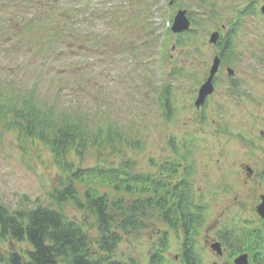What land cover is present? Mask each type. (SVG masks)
<instances>
[{"label": "rangeland", "instance_id": "rangeland-1", "mask_svg": "<svg viewBox=\"0 0 264 264\" xmlns=\"http://www.w3.org/2000/svg\"><path fill=\"white\" fill-rule=\"evenodd\" d=\"M51 1L54 0H17L16 2L19 5V8H15L18 9L16 14L22 18H12L14 23H21L16 33L17 37L11 42L9 39L3 40L4 38L0 36V88H5V85L11 81L7 84L9 92L5 96H20L23 90L27 93L30 86L34 85V96L44 105L48 103L58 112L76 111V115H82L86 124V127L80 131L85 140L81 161L84 167L97 164L116 167L121 162L130 160L135 162L136 172H153V167L147 166V160L153 158L160 163L164 158L171 157V149L168 146L171 136L177 138L178 148L183 137L194 136L195 170L190 177L194 190L202 193L201 203L206 206L204 224L208 226L220 218L221 214L223 216L220 218L221 223L229 224L232 218L242 217L245 209L254 207L256 202L251 192L256 185L242 182V179L231 178L233 180L231 181L223 173L227 175L235 173L234 163L243 160L246 154L249 156L245 161L251 158L259 160V157L263 156L264 143L258 145V138L252 135L248 146H258L253 151H246L248 148L241 145V141L234 136L238 126L228 127L226 124L225 127H228L230 134L225 131L228 136L225 144L233 150L232 154L225 158L228 163L221 169V165L215 162L208 164L209 160L203 157L206 154L208 137L202 136L208 135V131H211L214 123L219 120L214 113L216 107L219 104L224 107L218 102L228 101L232 111L239 114V122L242 120L241 112L245 111L242 103L238 102L237 97L229 94L228 82L220 80L210 101L208 121L204 129L201 125L199 130L192 106L194 83L187 79L170 77L171 70L176 66L191 68L199 79L203 78L212 60L213 49L209 44L204 45L202 42L207 43L209 33L216 26L226 22L232 13L229 6L237 0L208 2V5L215 2L216 8L222 10L219 16L212 19H208L206 11L199 2L193 0H177L179 5L175 2L169 5L167 0H155V3L153 0H148L149 4L146 6L148 11L145 10L144 16L137 19V24L133 27L130 25L132 28L129 32L128 48L124 49L121 45L125 32L115 41L109 34L106 40L110 42V48L104 56L101 52L100 59L99 56L77 51L74 48L77 47L74 40L69 39L70 44L67 45V41L63 38H67L66 25L69 22L62 23V18L60 22H55L53 18L59 16L54 9L55 4ZM66 1H69V17L83 19L87 24L91 21L89 12L94 2H100L97 13L104 12V9L109 10L110 6H113L111 9L116 15L125 20H132L137 16L130 12H137L144 4V0H62L61 3L64 5ZM4 2L5 0H0V15L4 14L5 17L8 7L1 4ZM14 3L12 5H15ZM62 7L60 9H64V6ZM180 8L190 9L200 24L195 39L188 46H176L174 36H170L168 31H165L169 25L170 15H174ZM9 11L12 12V9ZM30 14L34 16L29 18ZM110 18L109 13L104 17L94 16L93 28L90 30H105ZM2 23L0 17V26ZM75 23L77 27L79 26L78 29L83 31V35L90 32L87 24L85 29L83 25L80 29V22ZM148 23L154 28L150 32L153 34L150 35L156 40L153 47L149 48L151 54L139 65L131 48L134 39L135 42L142 44L144 39L149 37V34L146 36L143 32L142 25ZM62 24V33L58 35ZM106 31H109V28ZM239 32L235 48L226 53V60L236 71L235 81L240 83V88L250 95L251 100H256L258 105L261 104V114L254 115L250 123H261L258 119L262 117L264 120V18L249 16ZM52 34L57 36V46H54ZM104 37L105 32L101 34L103 41ZM84 45L83 48L86 49V43ZM188 47L192 49L198 47L200 53L197 57H192L190 53V59L187 61L181 52ZM158 48L162 49V52L159 50L157 54ZM258 48H261L262 54L258 53L256 50ZM34 52L39 56L37 57ZM119 53L125 54L119 55ZM28 54H33L31 60H28L30 58ZM146 63L149 64L150 73L148 77H143ZM79 74L83 80H80ZM60 85L64 86L62 92H58ZM164 86H170L172 91L171 105L174 118L168 123L164 121L157 99L159 91ZM147 91L149 97L146 96ZM238 97L246 98L245 95ZM2 98L3 96L0 102ZM246 108L248 110L247 105ZM258 108L260 109L259 106ZM236 118L237 116L234 119ZM7 119L8 116L0 119V202L11 210L29 209L41 203L51 208H59L67 216H79L73 203L66 201L57 205L59 203L56 204L51 198L53 190L59 187L60 169L54 162L47 143L37 137L32 138L33 140L25 138L14 128H5ZM242 128L245 129L244 126H239V130ZM262 130H264L263 126L257 127L258 132ZM255 132L246 130L243 134L249 136ZM216 143L220 144L221 141L217 140ZM204 162H207V165ZM100 179V176L96 178L91 176L89 180L95 184L92 187L97 193L108 190L110 194L111 189L103 185ZM227 185L232 186L233 189L227 187L229 192L225 194L222 190ZM75 187L78 198H82L87 185L75 182ZM111 194L115 195L114 192ZM239 210L242 211L239 213ZM161 227L160 222H150L147 229L143 228L136 235L121 240L115 250V256L124 264H150V257L154 252L153 246L159 242V236L163 235ZM179 249L180 239L171 232L168 235V248L164 253L162 264H178L179 260L174 256L178 255ZM7 250H21L20 244L4 245L0 242V256H2L0 264H9L6 262ZM204 256L208 261L213 259L207 257L206 252Z\"/></svg>", "mask_w": 264, "mask_h": 264}, {"label": "trees", "instance_id": "trees-1", "mask_svg": "<svg viewBox=\"0 0 264 264\" xmlns=\"http://www.w3.org/2000/svg\"><path fill=\"white\" fill-rule=\"evenodd\" d=\"M61 26L58 35L62 33ZM53 36L56 43L57 36ZM14 98L3 95L0 119L8 116L5 128L47 143L60 169L59 187L51 198L57 205L73 203L79 216H67L61 209L41 203L29 209L11 210L0 202V242L20 244L21 248L6 251L7 263L124 264L115 256L116 248L121 240L147 229L150 222L174 229L179 225L190 234L195 230L193 225L204 222L205 205L196 200L190 184L185 179L174 183L160 175L174 164L152 162L158 171L153 174L136 172L135 162L130 160L116 167H84L81 161L85 140L80 131L86 124L82 115H76V111L58 112L38 101L31 91ZM91 176H100V182L111 189L110 194L108 190L97 193L89 180ZM75 182L87 185L82 198H78ZM165 243V238L160 239L158 248ZM158 248L152 253L150 264L158 263ZM185 256V264H195L189 252Z\"/></svg>", "mask_w": 264, "mask_h": 264}, {"label": "flooded vegetation", "instance_id": "flooded-vegetation-1", "mask_svg": "<svg viewBox=\"0 0 264 264\" xmlns=\"http://www.w3.org/2000/svg\"><path fill=\"white\" fill-rule=\"evenodd\" d=\"M257 7L260 8V4ZM251 12L253 14L252 16H255L257 13L256 8L252 9ZM221 46H223V44ZM221 46L217 47V54L220 56L221 62L213 78V92L205 98V101L202 105L193 106L197 120L199 119L201 121H208L210 101L216 91L218 82L220 80H226L228 82L227 87L229 88L227 90L229 94L232 95V97H237L238 102L242 103L245 109V111L241 112L242 118H248L249 116L257 114V112L255 111L256 103L246 101L244 99L242 100V97H238L237 95H235L245 94L242 91H232V88H235L234 85L236 86V84L238 83L233 79L235 77L236 71L232 68L234 71L231 74L227 73L226 68L228 66H226V63L223 62L224 57L221 54ZM207 76L208 72L201 83L207 78ZM225 76H227L228 78H225ZM199 86H196V89L193 90L194 100L197 97ZM194 100H192V103ZM218 103H222L224 107L219 104L216 107V112H214L217 114L220 121L219 123H217L215 131L217 129H220L221 127H225L229 119H234L235 116L239 118V114L232 111V106L228 101L225 100ZM248 104L250 106H248ZM246 105L248 107V110L246 108ZM239 126L243 127L242 120L238 123V129L235 138L241 141V145H244L248 148L246 151H253L260 143H264V131L262 130L261 132H258L256 129H254L256 124H250V131L256 132L250 134L249 136H245L243 132H245L246 129L242 128L241 130H239ZM213 133L211 134V136L214 135ZM220 133L225 132L222 130ZM252 135L258 138V145L249 147L248 141H251ZM218 140H220L222 144L218 146L215 143H210V149H208V153L211 159L210 163L215 162L217 165H221L220 168L223 169L225 167L224 164L228 163L224 162L227 154H232L233 150L229 149V146L225 145V141L228 140L226 136H221L220 138H218ZM248 156L249 155L246 154L245 156H243V160L234 163L235 173L231 175L223 173V175L229 177L230 180L231 178L233 180L242 179V182L254 183L256 186L251 193L255 197L256 204L254 207L247 208L243 211V215L240 218V220H242L241 223L222 224L220 218H222L223 216L221 214L220 218H217L208 226H206V224L194 225L193 227L196 230L195 233L191 234V237L194 240V246L191 253L192 261L195 264H234V259L242 254H246V264H264V217L259 214L260 211L256 208V206L260 203L261 196L264 195V152L263 156L259 157V160L251 158L250 160L245 161ZM177 164L179 166L178 168H176V172L180 177H182L184 172H186V166H183L181 162H177ZM227 187L233 189L232 186L227 185L222 190V192L225 194L229 192ZM238 202H240V200ZM241 211L242 210H239L238 212L240 213ZM235 218L236 217L232 219ZM183 252L184 250L182 251L181 256L183 255ZM205 252L207 257L213 258L211 261H208V259L204 256ZM184 257L186 258V256Z\"/></svg>", "mask_w": 264, "mask_h": 264}, {"label": "water", "instance_id": "water-1", "mask_svg": "<svg viewBox=\"0 0 264 264\" xmlns=\"http://www.w3.org/2000/svg\"><path fill=\"white\" fill-rule=\"evenodd\" d=\"M188 25H189V22H188L187 18L185 17V12L184 11H178L174 17V21H173V25H172L171 29L173 32H181L182 30L187 29ZM216 37H217L216 33L212 34L210 37V41L215 42ZM217 65H218V59L215 58L213 65L211 67V70H210L209 77L207 78L206 82L200 87L199 97L196 101L197 104L202 102L204 97L207 94L211 93V91H212L211 80H212V76H213L214 72L216 71ZM259 210H260L261 214L264 215V196L262 197V202L259 205ZM244 262H245L244 256H240L239 258L236 259L237 264H241Z\"/></svg>", "mask_w": 264, "mask_h": 264}]
</instances>
